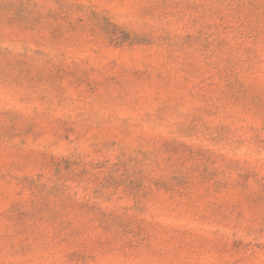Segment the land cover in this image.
Wrapping results in <instances>:
<instances>
[{
    "label": "rangeland",
    "instance_id": "rangeland-1",
    "mask_svg": "<svg viewBox=\"0 0 264 264\" xmlns=\"http://www.w3.org/2000/svg\"><path fill=\"white\" fill-rule=\"evenodd\" d=\"M0 264H264V0H0Z\"/></svg>",
    "mask_w": 264,
    "mask_h": 264
}]
</instances>
